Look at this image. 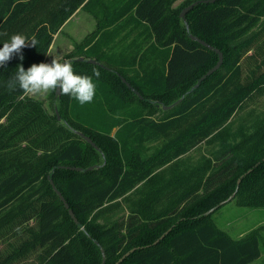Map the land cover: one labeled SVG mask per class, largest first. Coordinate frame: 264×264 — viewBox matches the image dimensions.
<instances>
[{
    "label": "trees",
    "instance_id": "trees-1",
    "mask_svg": "<svg viewBox=\"0 0 264 264\" xmlns=\"http://www.w3.org/2000/svg\"><path fill=\"white\" fill-rule=\"evenodd\" d=\"M194 1L102 0L100 24L67 56L77 74L100 72L93 76L94 99L81 105L55 93L60 104L52 102L53 113L18 87L10 91L7 82L20 64L27 70L44 62L64 24L95 0H0V32L7 33L0 47L15 33L37 41L23 49V61L17 55L0 67V242L15 238L0 264L31 255L36 264H115L132 249L119 264H250L261 257L258 235L234 239L209 215L231 196L264 206V119L253 129L244 116L236 121L264 89V0L200 2L185 22L180 14ZM129 26L125 33L141 28L146 46L134 39L117 53L102 50ZM191 34L225 56L195 89L219 55ZM247 60L254 67L245 73ZM219 135L225 149L192 206L154 219L140 211L97 218L157 170ZM154 139L162 143L148 154L145 143Z\"/></svg>",
    "mask_w": 264,
    "mask_h": 264
},
{
    "label": "rangeland",
    "instance_id": "rangeland-1",
    "mask_svg": "<svg viewBox=\"0 0 264 264\" xmlns=\"http://www.w3.org/2000/svg\"><path fill=\"white\" fill-rule=\"evenodd\" d=\"M101 1L95 0L90 6L81 7L56 34L46 63H50L54 57L62 61L67 60V56L75 50L76 46L91 36L103 18L104 10ZM104 1L110 4L116 3V0ZM183 1L177 0L175 6L181 5ZM114 4L112 6H115ZM135 35L136 33L122 32V36L115 41L116 44H113L111 50L119 49ZM244 66L247 73L248 68L254 67V64L252 60H247ZM55 93L56 90L32 97L44 102L48 110L54 113L52 102L60 104V99L54 97ZM239 116L248 119L250 129L264 119V89L249 102V106L239 112L236 121ZM224 149V135L209 138L191 153L157 170L149 180L142 182L124 197L98 211L97 218L101 221L115 220L140 211L145 218L154 219L165 216L169 212V215H174L185 206H192L200 196L204 195L202 181L214 170L213 163ZM209 218L219 229L234 239H242L252 234L258 235L262 241V255L250 264H264V206L252 207L243 204L238 198H232L214 210ZM14 241V237H10V241H1L0 253H6L10 249V242ZM34 256L31 255L30 259L19 264H36L31 263Z\"/></svg>",
    "mask_w": 264,
    "mask_h": 264
},
{
    "label": "clouds",
    "instance_id": "clouds-1",
    "mask_svg": "<svg viewBox=\"0 0 264 264\" xmlns=\"http://www.w3.org/2000/svg\"><path fill=\"white\" fill-rule=\"evenodd\" d=\"M0 35H7V33L0 32ZM36 45L35 38H29L23 33L11 35L10 40L0 47V67L6 66L17 55L23 61V49ZM93 76L99 78L100 72L93 70L92 76L77 74L71 60L62 61L54 57L50 63H33L27 70L23 64H20L15 76L7 82V87L10 91L18 87L25 96L41 95L58 90L60 94L69 95L83 105L94 99L96 84Z\"/></svg>",
    "mask_w": 264,
    "mask_h": 264
},
{
    "label": "water",
    "instance_id": "water-1",
    "mask_svg": "<svg viewBox=\"0 0 264 264\" xmlns=\"http://www.w3.org/2000/svg\"><path fill=\"white\" fill-rule=\"evenodd\" d=\"M215 1H217V0H196V1H194L192 4H190V5H188L187 7H185V8L182 10L180 16L184 19L185 22H187V17H186V15H187L188 11H190L194 6H196V5L199 4L200 2H207V3H210V2H211V3H212V2H215ZM190 36H191L192 39L199 41L200 43H202L203 45L209 47V48L212 49V50H215V51L218 53V55H219V60H218V62H217V63H216L211 69H209V70H208V71H207V72H206V73H205V74H204V75L198 80L197 84H196V85L194 86V88H193V89H195L196 87L199 86V84H200L205 78H207L208 76L212 75L214 72H216L217 70H219V69L221 68V66L223 65V62H224V60H225V56H224L223 51H221V49H219V48H217V47H214L213 45L209 44L208 42H206L205 40L201 39L200 37H198V36H196V35H194V34H191ZM78 60L83 61V60H85V58L82 56V57H79ZM89 61L92 62V63H98V64H101V63H99L96 59H89ZM101 65H103V64H101ZM123 80L126 81L125 78H123ZM127 84H128L130 87H132V85H131L130 83H127ZM132 88H133V87H132ZM61 95H62V94H60L59 91L56 90V96H57V97H60ZM176 103H178V102H176ZM176 103H175V104H176ZM175 104H172V105H165V106H164V109H170V108H172ZM56 113H57V115H58V118L61 119V114H60L58 108H56ZM77 133H78L80 136H82L87 142H89L90 144H92L96 149H98V150L100 149V147L97 145V143H96V142H95L90 136H88L87 134H85V133L82 132V131H77ZM94 167H96V166H95V165L90 166L88 169H93ZM70 168H71V169H77V170H80V171L84 170V168H82V167H77V166H74V167L72 166V167H70ZM240 180H241V178L239 179V183H240ZM51 183H52V185L54 186V188H55V190L57 191V193L59 194L60 198L63 200V202H64L66 208L69 209V212H70L71 216L74 218V220H75L76 222H78V218H77V216L75 215L74 211L70 208L69 203L67 202V200H66V198L64 197V195L62 194V192L56 188V186H55L54 181L52 180V178H51ZM232 198H233V196H231L228 200H231ZM228 200H227V201H228ZM219 206H220V205H218L217 207H219ZM217 207H216V208H217ZM214 209H215V208H214ZM214 209L210 210L208 213H210V212L213 211ZM165 235H166V233L163 234V235L161 236L160 239H162L163 237H165ZM160 239H159V240H160ZM159 240H157L156 243H157ZM133 250H134V249H132L131 251H133ZM102 251H103V249H102ZM131 251L127 252V253H126L122 258H120V260H119L118 262H116L115 264H119V263H120V262H121V261L127 256V255H129V254L131 253ZM104 262H105V260L103 261L102 264H104Z\"/></svg>",
    "mask_w": 264,
    "mask_h": 264
},
{
    "label": "crops",
    "instance_id": "crops-1",
    "mask_svg": "<svg viewBox=\"0 0 264 264\" xmlns=\"http://www.w3.org/2000/svg\"><path fill=\"white\" fill-rule=\"evenodd\" d=\"M79 11V10H78ZM77 11V12H78ZM76 12V13H77ZM75 13V14H76ZM74 14V15H75ZM73 15V16H74ZM72 16V17H73ZM71 17V18H72ZM70 18V19H71ZM69 19V20H70ZM68 20V21H69ZM68 21L64 24V26L68 23ZM63 26V27H64ZM62 27V28H63ZM61 28V29H62ZM132 28V26H129L127 29H125V31H123V33H125V32H128V31H130V29ZM134 33H136V35L131 39V40H129L128 42H126L123 46H121L119 49H115V50H111V47L113 46V44H116L115 43V41H110V42H108V43H106L105 45H103V49L102 50H104L105 51V49L107 50L108 48H110V50L108 49L106 52H108V53H117V52H119V51H121L122 49H125L129 44H130V42L132 41V40H134V39H136L137 41H138V43H141V42H143V44H144V46H146L145 44V42H144V34H142L141 33V28H139V29H136L134 32H132L131 34H134ZM58 34V33H57ZM56 36V35H55ZM122 36V33H120V35L116 38V40L118 39V38H120ZM54 40H55V37H54ZM54 42V41H53ZM47 58V57H46ZM45 61H46V59H45ZM44 61V62H45ZM116 131V129L114 130V132ZM205 141H203L202 143H204ZM162 143V141L161 140H149V141H147V143H145V145H146V148L144 149V151L145 152H147L148 154H151L152 152H154L155 150H156V148L157 147H159L160 146V144ZM202 143H200L199 145H197L195 148H193L191 151H189L188 153H191L193 150H195V149H197L199 146H201L202 145ZM188 153H186L185 155H187ZM185 155H183V156H185ZM183 156H181V157H183ZM180 157V158H181Z\"/></svg>",
    "mask_w": 264,
    "mask_h": 264
}]
</instances>
